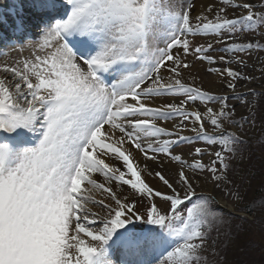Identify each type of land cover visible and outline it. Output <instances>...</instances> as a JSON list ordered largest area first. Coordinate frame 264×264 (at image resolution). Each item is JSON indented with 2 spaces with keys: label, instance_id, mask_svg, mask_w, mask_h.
Here are the masks:
<instances>
[{
  "label": "snow or ice",
  "instance_id": "snow-or-ice-1",
  "mask_svg": "<svg viewBox=\"0 0 264 264\" xmlns=\"http://www.w3.org/2000/svg\"><path fill=\"white\" fill-rule=\"evenodd\" d=\"M65 5L37 54L2 69L11 83L0 80V264H201L216 213L197 188L205 173L226 182L244 143L230 130L243 126L230 101L244 103L237 83L254 77L232 65L247 68L238 54L261 49L236 41L264 27V10L247 0L194 17L190 0ZM189 56L224 65L209 71L229 92L187 83ZM85 185L108 194L95 211ZM136 201H147L143 213Z\"/></svg>",
  "mask_w": 264,
  "mask_h": 264
},
{
  "label": "rangeland",
  "instance_id": "rangeland-1",
  "mask_svg": "<svg viewBox=\"0 0 264 264\" xmlns=\"http://www.w3.org/2000/svg\"><path fill=\"white\" fill-rule=\"evenodd\" d=\"M21 0H16V5H13L15 9L20 7ZM28 4H34L38 6L39 4L34 2V0H27ZM56 4L64 5L66 9V14L70 11V8L65 5V0H55ZM194 5L200 4L203 7H207L209 4H219V0H190ZM247 2L252 3L254 5V10L261 11L264 10L261 8L260 0H247ZM21 11L27 12V9H23ZM193 17L194 8L192 11ZM14 16V14H13ZM1 26V24H0ZM0 27V34H1ZM211 39V38H207ZM12 44H15L17 41L14 38H11ZM194 42L205 43V38H200L198 41L194 40ZM236 42L240 43H259L261 45L260 50H253L251 54L248 53H240L238 54L241 58H243L247 63V68H241L238 64H233L232 67L236 68L239 71L244 72L246 75L254 77L251 81L242 80L237 83L236 92L245 94L244 103L240 101L231 100L230 104L235 105V114L233 119L240 121L243 125L230 126L231 131H235L238 136L244 141L242 145H237V151L235 155L231 156L229 160V169L227 172V181L220 184V187H216L215 183L210 179L207 173L202 175V179L200 181V186L197 188V191H202L206 196L212 198L213 203L211 204L212 210L216 213L215 219L211 220V231L209 235V239L206 242V246L201 250V256L206 258L201 260V264H264V218L259 219L258 221H252L250 216H247L243 212H240L239 206L241 205L239 196L241 192H239L240 183L245 179L246 169L249 168L254 163V158L250 159L249 155L253 154L254 149L258 147L259 141L258 135L256 134L255 138L251 137V135H255L254 126H256L259 118L264 116V105L262 104L259 108L260 115L257 116L256 109L259 105V97L260 93L264 91V27L257 30L255 33H243L238 37ZM36 41H28L24 42L20 39L14 48L11 46H4L7 53L2 54L1 58H8L13 54L15 56V60L12 61L9 65L16 67H23V62L25 60L32 59L36 54V49L34 47ZM220 47V45H217ZM15 54V55H14ZM216 54V53H214ZM188 61L192 63L191 69H184V76L186 82L192 84L194 86L200 87L203 90L215 92L217 94H226L229 90L224 86L223 82L218 78L216 86H212V78L217 77L215 73L210 72V67H224V65L217 63L216 65L210 66L206 62H201L195 60L193 57L189 56ZM214 85V83H213ZM216 87V88H215ZM260 92V93H259ZM261 103V102H260ZM164 122H161L163 124ZM211 131V129H209ZM262 137V136H261ZM264 137V136H263ZM255 139V141H253ZM34 145V142H33ZM253 147L252 152L245 151L249 146ZM251 147V148H252ZM178 152L181 150H177ZM209 158L207 156L204 157V161L207 163ZM142 172V178L145 179V182L150 186L158 189V190H166L164 186L159 181L157 177L153 176H145ZM102 178V177H101ZM99 182H103L102 180H98ZM248 185L246 182L245 186ZM244 186V185H243ZM87 189L85 195L90 197L91 199L88 202V207L92 208L94 211L97 210L96 205L93 201H98L100 199H104L107 197V193L103 192L100 189L93 188L90 185H85ZM242 194V193H241ZM145 203H140L136 201V207L138 211L143 213L145 211ZM241 217L248 218V220L253 223L251 227H257L256 224L259 222L261 232L263 235L258 237L254 235L252 237V241L254 242V246H252V241L248 240L247 244L252 247L251 250H243L240 249L245 248V243H236L231 242L229 245L226 244L225 239H223L222 233L232 227L233 223H236V226H241V223L236 219L231 221V217ZM262 222V223H261ZM256 246V247H255ZM243 260H245L243 262ZM240 262V263H239Z\"/></svg>",
  "mask_w": 264,
  "mask_h": 264
},
{
  "label": "trees",
  "instance_id": "trees-1",
  "mask_svg": "<svg viewBox=\"0 0 264 264\" xmlns=\"http://www.w3.org/2000/svg\"><path fill=\"white\" fill-rule=\"evenodd\" d=\"M259 97L261 100L258 101L259 105L256 109L257 116L260 115L259 108L262 104L264 105V91L263 93L259 94ZM254 129H256L255 135H251V137L255 138L257 134L258 139L256 141H259V144H257L258 147L254 149V151L251 145L245 150L247 152L253 151V154H250L249 158H254V163L246 169V175L244 176L245 179L240 183V188L238 189L242 194L240 193L238 196L241 203L239 206L240 212L250 216L252 221L255 222V220L258 221L259 219L261 220L264 218V116L259 118L256 126H254ZM253 141H255V139ZM246 182H248L247 186H245ZM235 219L241 223V226L238 227L236 226V223H233L232 227L226 231V235L225 232L222 233L223 239L227 240V245H229L231 242L234 244L245 243V248L240 249L241 251L239 252H244L243 250L246 248V250L250 251V247L254 246V242L251 240L252 237L254 235L258 237L263 235V232H261L259 227L260 224L257 222V227H251L253 226V223H251L248 218L235 216L231 217V221ZM248 240L253 242L252 246L250 244V247L247 244ZM244 261L245 260H243V262Z\"/></svg>",
  "mask_w": 264,
  "mask_h": 264
},
{
  "label": "bare ground",
  "instance_id": "bare-ground-1",
  "mask_svg": "<svg viewBox=\"0 0 264 264\" xmlns=\"http://www.w3.org/2000/svg\"><path fill=\"white\" fill-rule=\"evenodd\" d=\"M27 0H21L20 2V7L15 9L14 8V13H18L19 15L22 13L23 9H27V12L23 13V17H22V28H21V36L23 37H27L29 35H35V36H39L40 34H42V30L46 27V26H50L51 24H53V22L51 21V18H53V15L57 14V13H61V8L62 5H57L56 9L54 11H46L44 8L41 7L40 2L44 1V0H34V2L39 3V7H35V5L33 4H28L26 2ZM56 3V2H55ZM12 7L13 5H16V0H10V1H4L3 0V5ZM205 9V7L201 6L200 4H196L194 7V15L200 14L201 12H203ZM0 12L2 13V15L7 18L12 20L11 25H6L5 23H2V20H0V24H3L1 27V31L2 33H5L9 36H13L15 35V31L12 30V25L15 24V21L11 18L12 15L11 13H8L9 11H7L6 9H0ZM18 15V16H19ZM61 17V16H60ZM48 18V19H47ZM32 28H36V29H32ZM32 29V30H30ZM42 36V35H41ZM34 37V36H33ZM9 40L8 36H4L3 34H0V58L2 57V54L7 53L5 50L4 46L7 41ZM15 55V54H14ZM15 60V56H13V54L8 58H2L0 59V80H5L6 74L5 72H3V66L5 64L9 65L13 60ZM218 77H214L212 78V81L214 83H212V86H216L217 84L215 83V81L217 82ZM6 83H11V81H7L5 80ZM216 88V87H215ZM163 126V124H161ZM127 147V145H126ZM136 155H139V153L137 152ZM151 163V162H149ZM153 167L155 168L156 165H153ZM143 177L145 178V176L143 175ZM97 178V180H102L103 178L99 177L98 175L95 177Z\"/></svg>",
  "mask_w": 264,
  "mask_h": 264
}]
</instances>
